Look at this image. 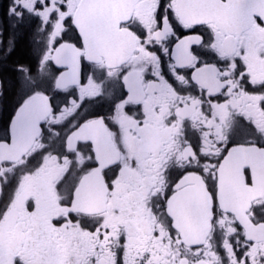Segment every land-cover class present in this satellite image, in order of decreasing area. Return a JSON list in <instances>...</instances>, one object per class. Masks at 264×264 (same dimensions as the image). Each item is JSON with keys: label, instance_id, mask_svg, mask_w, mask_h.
<instances>
[{"label": "snow or ice", "instance_id": "obj_1", "mask_svg": "<svg viewBox=\"0 0 264 264\" xmlns=\"http://www.w3.org/2000/svg\"><path fill=\"white\" fill-rule=\"evenodd\" d=\"M7 14L36 63L0 135V264H264V0Z\"/></svg>", "mask_w": 264, "mask_h": 264}, {"label": "flooded vegetation", "instance_id": "obj_2", "mask_svg": "<svg viewBox=\"0 0 264 264\" xmlns=\"http://www.w3.org/2000/svg\"><path fill=\"white\" fill-rule=\"evenodd\" d=\"M10 0H0V57H3L10 37L16 41L15 49L0 60V84L3 85L4 96L0 99V135H2L11 119L16 103L19 100V83L13 66L20 63L35 66L36 60L32 52L31 32L34 30V23L24 27L15 24L14 18L7 14ZM165 60L167 58H164ZM166 71V68H165ZM6 76H12L14 82L6 83ZM62 102L63 94H59ZM85 103H88L87 101ZM109 108L106 104L92 103L87 108L89 114H106Z\"/></svg>", "mask_w": 264, "mask_h": 264}, {"label": "trees", "instance_id": "obj_3", "mask_svg": "<svg viewBox=\"0 0 264 264\" xmlns=\"http://www.w3.org/2000/svg\"><path fill=\"white\" fill-rule=\"evenodd\" d=\"M14 78L15 77H12V76H6L5 79H6V83L7 84H11L14 82Z\"/></svg>", "mask_w": 264, "mask_h": 264}]
</instances>
